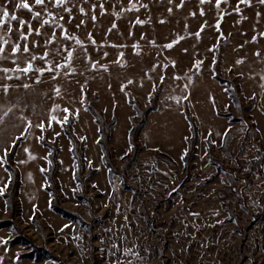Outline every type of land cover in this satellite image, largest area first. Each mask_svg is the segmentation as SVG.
<instances>
[{
	"label": "rangeland",
	"instance_id": "374dc122",
	"mask_svg": "<svg viewBox=\"0 0 264 264\" xmlns=\"http://www.w3.org/2000/svg\"><path fill=\"white\" fill-rule=\"evenodd\" d=\"M21 2L0 0V18L6 8L26 21V33L31 25L30 51L17 53L16 63L35 55L34 67H44L45 51L49 62L62 63L65 47L73 56L70 67L45 72L40 82L38 73L8 79L0 72V220L21 233L0 229V264H264V165L252 168L264 149V2L27 0L31 11L18 8ZM18 28L10 18L0 25L3 57L15 43L23 48ZM65 29L81 43L65 39ZM0 67L15 65L0 59ZM218 78L233 82L241 105ZM153 107L135 136L139 156L128 164L130 132L141 120L136 108ZM93 111L114 122L113 184ZM53 115L68 120L49 127ZM190 121L198 134L194 150ZM69 134L82 159L84 190L74 178ZM51 147L68 218L50 208ZM7 163L18 178L13 212L4 196Z\"/></svg>",
	"mask_w": 264,
	"mask_h": 264
},
{
	"label": "trees",
	"instance_id": "16d2710c",
	"mask_svg": "<svg viewBox=\"0 0 264 264\" xmlns=\"http://www.w3.org/2000/svg\"><path fill=\"white\" fill-rule=\"evenodd\" d=\"M219 80H221V79H219ZM221 83L228 85V92H229V95L232 99L233 104L236 106L241 105L242 101H241L240 97L236 94V92H235L236 90H234V88H233V82L221 80ZM136 110H137L138 114L140 115L141 120H140V123H138V124L133 123V130L130 132V143L132 146V152L127 157L128 164H133L139 156L141 149H139L138 145L136 144L135 136H136L137 132L139 131V129L146 123L145 117L150 113V111H153L155 109L153 107V109L148 110V111L143 112V113L140 111L139 108H136ZM93 114L95 116V119H96V122H97L98 128H99L100 138L98 140V143L101 147V151L103 154L102 161H103V164L105 165V167L108 171V179H109L110 183L113 184L115 177L118 174V171L113 164L111 150L109 148V143L111 140V133L113 130L114 122L107 124L103 121L100 114H98L96 111H93ZM190 123H191V139L188 142V146H189L190 150H194L193 146L198 139V134H197V128H196L195 124L192 121H190ZM230 133H231V129L226 134L225 140H226L227 136L229 137ZM70 137H71L70 139L72 142V155H73L74 166H75L74 178H75L76 183L78 184V187L81 190H84V188H85V185H84L85 177L83 176V172H82V159L80 157V153H78L77 148H76L77 142L75 141V139L71 135H70ZM209 150H210V148H209ZM57 152H58L57 149L51 147V154L49 155L48 170L45 172V177H46V181L48 184L46 186V191L50 194V197H51L50 208L54 212L62 215L63 217L68 218V217H71V215H70V213H68L66 210H64L61 207L60 202H59V196L56 192V186H55V182H54V176H55L57 169H58ZM12 155L13 154H11L8 157L11 158ZM162 157L170 160L165 155ZM263 165H264V149H261L259 151L258 158L252 162V168L254 170L260 171ZM6 168L9 172L10 178H9V183L7 186V191L4 194V196L8 202V205L11 208V211L13 212L14 211V202L12 201V198H13V195L17 189V186H18V178H17V175L15 174L14 169L12 168V165L7 163ZM9 227H13L17 231L18 238H19V236H21V233L19 232V230L17 229V227L13 221H1L0 220V229L9 228Z\"/></svg>",
	"mask_w": 264,
	"mask_h": 264
},
{
	"label": "snow or ice",
	"instance_id": "6c2138e0",
	"mask_svg": "<svg viewBox=\"0 0 264 264\" xmlns=\"http://www.w3.org/2000/svg\"><path fill=\"white\" fill-rule=\"evenodd\" d=\"M34 2L37 5H43L45 3V0H34ZM54 2L57 5H60V4L63 3V0H54ZM201 2L203 3L204 0H201ZM262 2H264V0H262ZM216 3H217V6H219L220 0H216ZM17 7L18 8H23V9H26V10H29V11L32 10L31 9V5L27 2V0H22V2L20 4H18ZM81 12H83V9H81ZM201 14H203V12H201ZM49 15H51V13H49ZM193 15H195V14L193 13ZM35 16L39 17L40 13L36 12ZM9 18L11 20H13V21H18L19 28L17 29V31L19 33L20 39L24 41V44H23V48H21V44L20 43L13 44L12 47H11L10 55L8 57H3L2 56V53L4 52L5 49H4V47H0V59H11L13 64L15 65L14 68L0 67V72H3L8 79H12V76L8 75L9 73H15L16 74V78H19L21 75L27 76L30 73H38V75L36 76V82H40V78H41V76H43V74L45 72H48L49 74L57 73L59 69L64 67L65 63H67L69 65V67H70V62H71V59H72V56H73V52H72V50H70L67 47H65L63 49V51L66 52L67 55L65 56L64 62H62V63H51V62H49L47 60V56H48L47 51H45L44 55L41 57V59H43L44 62H45V66L44 67H34L32 61H34L37 58L35 55H32V58L30 60H25V63H24L23 66H21L18 63H16V60L18 59V57L16 56L17 53H21V52L28 53L30 51L29 47H28V43H29L28 36L31 33L32 29H31V25L28 24L29 32L26 33L24 31V26H25L26 21L20 20L14 14L10 16L9 11L6 8L3 10V17L0 18V25H3L5 23H7ZM45 23H47V21H45ZM139 23H143V22L139 21ZM61 27H63V26H61ZM77 27H79V25H77ZM11 30H12L11 28H8L9 32H11ZM36 34L40 35V32H39L38 29L36 30ZM196 34L199 35V32H197ZM63 35H64V38L67 39V40H73L74 39V40H76L77 44L81 43V41L78 38H76L74 36H70L67 33L66 29L64 30ZM52 41H55V34H53L52 37H50L48 40H46L45 44H48V43H50ZM92 42L95 43L94 40ZM2 44L3 45H7L8 41L7 40H2ZM32 44H33L34 47H38L39 46V43L37 41H35V40L32 41ZM167 47L171 48L172 44L171 43L168 44ZM56 51L59 52L60 49H57ZM185 51H187V50L185 49ZM105 55H107V53H105ZM122 55L123 54L121 53V56ZM200 63H201L200 61H197L196 65L199 66ZM173 66H175V62H173ZM93 67H94V65H93ZM72 70L74 71V69H72ZM53 78H55V77L53 76ZM24 86L28 87L29 85L25 84ZM3 87H4V90L6 92L8 86L4 85ZM55 91H56L57 95L60 94L59 88H57ZM53 111H55V109H53ZM63 111L65 113H70V110L67 109V108L63 109ZM77 115H78V112H77ZM67 120H68V115H65L62 120L58 119L57 116L53 115V116H51V118L49 120L48 126L50 127L51 123L53 121H55L57 123H60L62 125ZM29 125H31V122H29ZM36 127L40 128L43 131L44 128H45V124H44V122H41V123L37 124ZM26 151H27V149H26ZM6 155H7V149H5V157H6ZM0 162H4V157H0ZM2 192H3V188H0V193H2ZM65 227H67V225H65ZM4 243H7V241H4Z\"/></svg>",
	"mask_w": 264,
	"mask_h": 264
}]
</instances>
